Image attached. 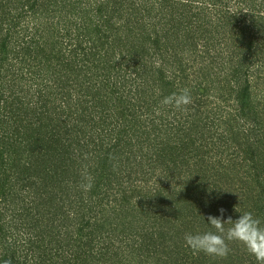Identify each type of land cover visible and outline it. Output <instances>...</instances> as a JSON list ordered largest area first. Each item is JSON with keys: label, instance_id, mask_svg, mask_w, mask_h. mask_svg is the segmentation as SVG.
<instances>
[{"label": "trees", "instance_id": "1", "mask_svg": "<svg viewBox=\"0 0 264 264\" xmlns=\"http://www.w3.org/2000/svg\"><path fill=\"white\" fill-rule=\"evenodd\" d=\"M184 89V109L162 104ZM261 92L264 0H0V264H258L184 235L240 204L264 221ZM147 199L164 204L128 233Z\"/></svg>", "mask_w": 264, "mask_h": 264}, {"label": "clouds", "instance_id": "2", "mask_svg": "<svg viewBox=\"0 0 264 264\" xmlns=\"http://www.w3.org/2000/svg\"><path fill=\"white\" fill-rule=\"evenodd\" d=\"M190 102L189 90L184 89L165 97L162 104L182 110ZM235 211L238 213L235 218L228 216L224 219V209H220L219 217L208 216L209 230L186 233L184 235L185 247L194 254L224 257L229 251V243L238 242L256 258L258 264H264V221L251 212L241 213L237 211V208Z\"/></svg>", "mask_w": 264, "mask_h": 264}, {"label": "rangeland", "instance_id": "3", "mask_svg": "<svg viewBox=\"0 0 264 264\" xmlns=\"http://www.w3.org/2000/svg\"><path fill=\"white\" fill-rule=\"evenodd\" d=\"M191 1H197V0H191ZM210 6V5H209ZM230 6V8H234V3L232 4H230L229 5ZM178 14V13H177ZM181 14V13H180ZM82 15H84L83 13H79V16H77V18H74L73 19V22L74 23H76V21H77V24H79V26L80 25H85L86 27H89V25H90V22L88 23H85V22H83L84 20L83 19H81V16ZM88 19V18H87ZM120 29H123V28H120ZM83 30H84V28H83ZM121 35H124V33H123V30H121ZM124 41V40H123ZM132 42H133V37H131V38H129V39H127L126 38V41H124V45L122 44L121 46H120V48H117L116 50H115V52H114V55H115V61H117V60H121V56H123V55H125V57H127L126 56V54L129 52H127L126 53V48H130L129 46L130 45H132ZM122 43V42H121ZM203 44V43H202ZM185 45V44H184ZM183 45V46H184ZM214 53H216V51L215 50H212ZM131 53H133L132 51H130ZM126 53V54H125ZM128 58V57H127ZM123 60V59H122ZM156 62H157V60H155ZM130 63L131 64H134V63H132L131 61H130ZM158 63V62H157ZM157 65V64H156ZM158 65H160V61H159V63H158ZM174 67L177 69V70H179L178 69V65L175 63L174 64ZM180 71V70H179ZM194 79V78H193ZM196 79V78H195ZM224 86L223 87H225V83H222ZM222 93H223V95L225 94V92L224 91H222ZM264 92H261V94H263ZM213 103L211 104V105H209V108H213V107H215V106H219V104H218V102H220V101H222V99L221 98H215L214 96L212 97V100H211ZM138 114H141V113H139V111H138V113H137V115ZM160 114V112L158 111V112H156L153 116V118H156L158 115ZM170 114V118H171V124H170V127L172 128V130L174 131V133H178V128H179V126H180V123H179V121H181V122H185V125L186 126H189L190 125V121H189V119L187 118V114L185 113V117L183 118V114L184 113H176V112H173V113H169ZM160 121V118L159 119H157L156 120V123L157 122H159ZM149 124L147 125L148 127L150 126V128L153 126V122L152 121H149L148 122ZM155 123V126L156 127H159V134L161 135V136H163V135H166L165 134V131H160V129H162V128H165L164 127V125L167 123V122H163V123H158V124H156ZM161 124H162V126H161ZM172 124L173 125H175V127L173 128L172 127ZM178 124V125H177ZM178 127V128H177ZM198 131V130H197ZM215 131H216V134L217 135H220V130H216L215 129ZM148 133V132H147ZM175 137V136H174ZM217 141V140H216ZM224 143L222 142V145H223ZM229 149V148H228ZM213 151H216L215 153H213V154H216V155H213L212 153L211 154H209V155H205V160H209V161H211V162H213L214 161V159L215 158H217V157H219L220 156V151H226L225 150V148H221L220 147V149L219 148H214L213 149ZM202 154H203V151L201 152ZM232 153V150H227V152H225V155L227 156V155H229V154H231ZM217 159H219V158H217ZM194 167L195 166H192L191 165V169H192V171L194 170ZM158 173H160V170H158ZM161 181H163L164 182V184L165 183H168V180H167V178L165 177V176H162L161 177ZM182 184V183H181ZM145 186H147V185H144L143 186V192H146L147 190H148V188L147 187H145ZM145 187V188H144ZM151 189V188H150ZM167 192L169 191V190H166ZM127 195H130V192H128L127 193ZM150 195H151V193H150ZM239 197H240V199L241 198H243V195H241V194H239ZM147 205L145 206V209L147 210V212L145 213V217H143V214H139V217L136 219V218H134L135 220H133L132 221V223L129 225V229L127 230L128 231V233H130L131 231H135L134 233H140V231H143V226L145 225V223H146V220H145V218H146V214H148L149 213V211H150V213L152 212L153 214H154V209H155V211L156 210H158L159 208V206H156L157 204H161L162 206H163V202L162 201H159V203H158V201L155 199L154 200V202L153 203H150L151 201H150V199H147ZM240 202L241 203H243V200H240ZM139 203H138V200H137V198L136 197H129V205H130V207L132 208V209H135V208H137V210L134 212V214H138V205ZM159 204V205H160ZM223 204L224 203H221V205H222V207H223ZM240 204V203H239ZM236 209V208H235ZM246 207H245V205H239V207H237V211L238 212H241V213H243V212H247L246 211ZM142 215V216H141ZM238 215V213L234 210L233 212H232V217H235V216H237ZM136 217V216H135ZM132 218H133V216H132ZM138 235V234H137ZM113 240H115L116 239V237H114V238H112ZM118 244V246L120 245L119 243H117ZM140 259H141V257H140ZM142 260V259H141ZM129 264H140V260L139 259H137V257H133V259H132V262H130Z\"/></svg>", "mask_w": 264, "mask_h": 264}]
</instances>
